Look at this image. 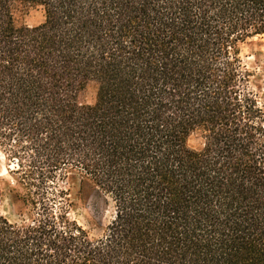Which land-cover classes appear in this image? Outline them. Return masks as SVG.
<instances>
[{
    "label": "trees",
    "instance_id": "1",
    "mask_svg": "<svg viewBox=\"0 0 264 264\" xmlns=\"http://www.w3.org/2000/svg\"><path fill=\"white\" fill-rule=\"evenodd\" d=\"M254 36L264 0H0V147L30 214L0 215V264H264Z\"/></svg>",
    "mask_w": 264,
    "mask_h": 264
},
{
    "label": "rangeland",
    "instance_id": "2",
    "mask_svg": "<svg viewBox=\"0 0 264 264\" xmlns=\"http://www.w3.org/2000/svg\"><path fill=\"white\" fill-rule=\"evenodd\" d=\"M43 11L39 7L27 8L22 11V21L30 27L39 25L43 21ZM240 55L248 70L251 72V87L259 93L260 101L264 105V36H254L249 38L240 45ZM82 101L91 103L94 100V92L92 88H88L82 95ZM203 141L200 134H192L188 140V145L193 149H200ZM14 162L6 154L4 149L0 147V215L5 217L11 223H20L28 220L29 213L20 208V205L12 202V194L10 192L13 184L12 174ZM61 186L68 190L69 198L74 202V206L70 210V217L75 219L77 223L89 230L91 235L97 234L89 223L91 218V210L83 208L79 203L77 193L79 188L78 177L69 176L67 180L60 183ZM88 202V201H87ZM22 210V212H20ZM20 213H23L21 215ZM109 211L107 212V216Z\"/></svg>",
    "mask_w": 264,
    "mask_h": 264
}]
</instances>
